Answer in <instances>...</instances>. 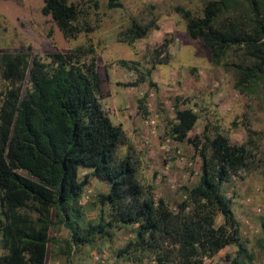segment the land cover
Here are the masks:
<instances>
[{
    "label": "trees",
    "instance_id": "16d2710c",
    "mask_svg": "<svg viewBox=\"0 0 264 264\" xmlns=\"http://www.w3.org/2000/svg\"><path fill=\"white\" fill-rule=\"evenodd\" d=\"M43 1V15L53 19L65 39L99 28L71 0ZM92 2L98 12L100 0ZM107 8L117 10L124 5L122 0H107ZM175 11L186 20L187 35L209 49L215 66L236 68L240 93L257 94L264 87V0H207L201 18L180 6ZM153 29L159 28L133 22L123 40L133 44L146 39ZM168 47L165 40L153 52L157 62L152 68L125 86L148 82L157 87L148 77L157 66L169 64ZM234 48L241 53L239 63H225ZM95 54L92 44L49 54L48 62L38 56L31 60L26 53L0 54L3 78L12 84L0 100V241L8 252L0 257V264H47L52 243L70 259L74 248L112 237L117 226H136L134 240L118 251V257L127 261L205 264L231 245L237 255L229 257L230 264H252L255 254L241 239L233 200L223 186L233 175L251 173L264 163L260 142L264 133L250 128L247 143L239 145L221 133L211 138L206 126L204 145L200 136L189 137L199 114L191 108L178 110L170 136L177 143L190 144L199 154L201 174L195 186L180 188L182 201L176 212L165 199L155 198L153 185L140 182L130 157L118 159L125 135L102 105ZM121 64L129 66L127 61ZM25 83L29 87L24 94ZM148 97L146 93L137 100L146 117L150 116ZM81 167L91 170L82 181ZM91 176L108 185V192L99 199L109 208L110 221L104 223L101 217L86 230L77 206ZM219 215L224 223L218 226ZM60 226L71 230L70 239L51 237V230Z\"/></svg>",
    "mask_w": 264,
    "mask_h": 264
},
{
    "label": "rangeland",
    "instance_id": "374dc122",
    "mask_svg": "<svg viewBox=\"0 0 264 264\" xmlns=\"http://www.w3.org/2000/svg\"><path fill=\"white\" fill-rule=\"evenodd\" d=\"M206 2L122 0L124 8L109 10L107 0H100V9L96 12L92 0H71L82 9L85 19L99 28L76 39H65L53 19L43 15V0H0V54L26 53L31 60L38 56L48 62L49 54L68 53L92 44L102 81V105L125 135L126 143L119 147L118 159L130 157L138 169L140 182L146 187L153 185L155 198L165 199L177 212V205L182 201L180 188L195 186L201 174L199 154L190 144L177 143L170 136L178 110L191 108L199 114L200 119L189 137L200 136L204 145L206 126L211 138L221 133L232 144L239 145L247 143L250 128L264 133V87L257 94L240 93L236 88V68L215 66L209 49L201 40H192L187 35L186 20L175 11L180 6L191 11L195 18H201ZM133 22L142 26L154 24L159 29H153L146 39L129 44L124 42L123 35ZM165 40L169 41V64L157 66L148 77L157 87L148 82L126 87L157 62L153 52ZM240 54L234 48L225 63H239ZM122 61H127L129 66L124 67ZM28 87V83L23 85L24 94ZM11 88L0 67V100ZM146 93L149 94V117L141 113L137 101ZM260 142L264 148V139ZM90 172L81 167L79 180ZM223 189L233 200L232 209L241 224V239L255 254L252 264H264V163L251 173L243 171L233 175ZM107 192L108 185L91 176L77 206L83 213L84 229H89V223L98 224L101 217L104 223L110 221L109 208L103 207L99 199ZM52 218L57 219L55 210ZM216 223L218 226L224 223L221 215ZM135 231L136 226H117L110 231L112 237L96 238L90 246L74 248L70 259L61 253L58 245L49 244L47 264H156L152 259L141 263L119 259L118 251L134 240ZM50 235L67 240L72 232L60 226L52 229ZM7 254L0 241V257ZM236 255L237 248L230 245L205 264H230L229 257Z\"/></svg>",
    "mask_w": 264,
    "mask_h": 264
},
{
    "label": "crops",
    "instance_id": "0c3cea01",
    "mask_svg": "<svg viewBox=\"0 0 264 264\" xmlns=\"http://www.w3.org/2000/svg\"><path fill=\"white\" fill-rule=\"evenodd\" d=\"M120 259V258H119ZM120 260H123V259H120Z\"/></svg>",
    "mask_w": 264,
    "mask_h": 264
}]
</instances>
